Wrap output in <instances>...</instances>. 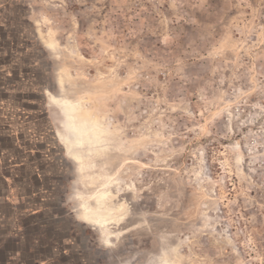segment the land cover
<instances>
[{
	"label": "rangeland",
	"instance_id": "obj_1",
	"mask_svg": "<svg viewBox=\"0 0 264 264\" xmlns=\"http://www.w3.org/2000/svg\"><path fill=\"white\" fill-rule=\"evenodd\" d=\"M107 176L110 247L73 197ZM132 258L264 264V0H0V264Z\"/></svg>",
	"mask_w": 264,
	"mask_h": 264
},
{
	"label": "bare ground",
	"instance_id": "obj_2",
	"mask_svg": "<svg viewBox=\"0 0 264 264\" xmlns=\"http://www.w3.org/2000/svg\"><path fill=\"white\" fill-rule=\"evenodd\" d=\"M35 25H38V24H35ZM38 34L40 36V39L44 43V45L46 47L50 48L51 50H53L54 44H56V43H54L52 41V39L49 38L48 34H46L45 32H41V31H39ZM62 84H63V82L60 83L61 86H62ZM46 94H47V91H46ZM63 102L64 103L60 102L61 103L60 106H62V107L64 106V107L68 108L67 110L70 111V113H72L71 111L75 110L73 102H70L69 100H63ZM55 103L56 102H54V104ZM95 123L96 122L94 120H92V121L89 120L87 122L84 121V123H82V124L81 123L76 124V125H74V123L71 125L68 124L69 128L67 129L66 134L62 135V133L59 130H57V132H56V138L64 146L66 155L70 159H72L76 164L79 163L80 159L83 157L82 156L83 152L80 153L81 151L78 149L79 147H82V146H80V145L77 146L78 143H80L82 141L92 143L95 139L101 140V141L104 140L100 136V132H98V130H95L92 133L87 132L88 129L85 126H88L91 128L92 126L93 127L96 126ZM79 169L83 170V166H81V168H78V171H79ZM80 173H82V172H80ZM86 176H87V174H86ZM80 177H82V176H80ZM78 179H80V178H78ZM104 179L105 180L100 182L99 187L97 186L98 191H96L95 193L84 194V193H82V191L76 190V193L74 192L73 197L78 199V201H79L78 215L81 218V220L83 222L87 223V225L89 224V225H92L93 227H95V229H97V231H99V234H100L99 239H100L101 243L106 247H110V246H112V239L113 238H115V240H116V238L119 239L121 233L123 232V231H119L118 233L114 232L113 230H111V224H114V225L123 224L124 222H126L125 217L127 214L125 215L124 212H122L123 210H122V207H120L121 205L118 206L119 203L116 206L114 205L115 207L109 205L108 200H106V198H108V196L111 195V189L110 188L114 187L113 183H115V182H113V180L110 176H107ZM115 211H117L119 213L114 214ZM128 218H129V216H128ZM132 257H134V256H132ZM133 262H134V259L132 258L130 260L125 261L122 264H135ZM144 264H153V263H151V260H148V262H146Z\"/></svg>",
	"mask_w": 264,
	"mask_h": 264
}]
</instances>
